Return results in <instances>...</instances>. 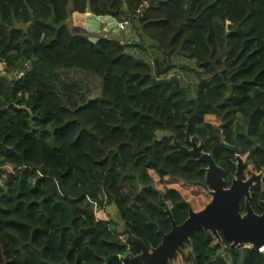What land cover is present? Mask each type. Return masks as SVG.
<instances>
[{
	"label": "trees",
	"instance_id": "obj_1",
	"mask_svg": "<svg viewBox=\"0 0 264 264\" xmlns=\"http://www.w3.org/2000/svg\"><path fill=\"white\" fill-rule=\"evenodd\" d=\"M88 1L0 0V264H144L96 203L158 248L170 216L182 225L212 200L207 164L173 145L188 131L227 188L238 161L224 145L239 147L245 181L264 170V0H92L93 15L135 33L95 44L68 23ZM144 43L152 63L131 51ZM178 58L194 91L168 78ZM62 71L95 76L101 95L69 107ZM252 197L262 215L264 186ZM231 245L202 230L165 264H264Z\"/></svg>",
	"mask_w": 264,
	"mask_h": 264
},
{
	"label": "water",
	"instance_id": "obj_2",
	"mask_svg": "<svg viewBox=\"0 0 264 264\" xmlns=\"http://www.w3.org/2000/svg\"><path fill=\"white\" fill-rule=\"evenodd\" d=\"M91 1H88L86 28L93 34H102L107 38L110 34L122 36L119 23L113 17H97L91 13ZM103 26L106 28L101 29ZM94 44L99 38L90 39ZM174 147L183 154L191 156L207 164L206 184L204 188L210 191L211 202L200 212L190 211L189 218L182 225H177L172 216V231L164 235L162 244L150 250L141 240L135 238L129 231L130 243L143 255L137 256L144 264H165L170 261L174 253L183 245L191 246V239L200 231L213 234L221 240V235L231 242L233 250L241 246H250L256 250L264 249V212L262 215L255 213L251 206L250 190L254 183H258L264 176L253 174L249 180H244L245 163L241 158L238 146L224 145L226 150L237 155V173L230 188L226 187L225 172L216 164L212 155L204 152L203 143L198 145L196 138H191L187 133V146H183L174 138ZM192 148V150L190 148ZM246 202V213L243 214L242 205ZM264 210V202L262 203ZM128 244V245H129Z\"/></svg>",
	"mask_w": 264,
	"mask_h": 264
},
{
	"label": "rangeland",
	"instance_id": "obj_3",
	"mask_svg": "<svg viewBox=\"0 0 264 264\" xmlns=\"http://www.w3.org/2000/svg\"><path fill=\"white\" fill-rule=\"evenodd\" d=\"M68 23L71 29L73 30V32L76 34H84L94 39L101 38L104 36L102 34L91 33L86 28V23H87L86 18L79 17L77 13L72 14ZM128 33H130L131 36H134L135 34L134 31L132 32V29L130 27H127V31L122 32L121 37H117L114 34H110L107 38H111L113 40L118 39L121 42H124L127 41L130 37V36L128 37L127 35ZM134 38L136 39V37ZM143 45L144 47L147 48V50L144 53L139 52V50L137 49H132L131 51L135 53L136 57L144 58L145 60L152 63L154 61L155 52L153 49H150L149 46L150 43H144ZM173 64H174L173 68L175 69L172 70V72L168 75V78H171L172 76H177L185 87L194 91L195 84L197 81L195 79L194 70H192L194 69L193 64L184 58H178L176 61H174ZM183 66H185L186 68L184 69ZM0 73L5 75L4 67L1 64H0ZM20 76L21 75L16 74L15 77H20ZM60 88L65 101L67 102L68 106L71 108L79 106L88 99L97 98L101 95L100 81L93 75L78 71H62ZM165 135L166 134H159V138ZM198 145H200L199 142ZM190 149L192 150V148ZM263 171L254 174L261 176L263 174ZM263 184H264V176L261 177V180L258 183H254L253 186L251 187L250 190L251 199L253 198L252 190L257 186H262ZM245 203L246 202L244 201V205ZM262 203L263 201L260 202L261 207H262ZM96 214L99 219L111 221L113 223V228L117 233V235L119 236V238L122 239L127 244L130 243L129 240L130 237L129 234L127 233L128 231L126 230L124 223L120 218L118 209L115 205H107L106 199H102L100 202L96 203ZM129 245L130 247H132V249L134 250V252H136L138 256L143 255L142 251H137L133 248V245L131 244Z\"/></svg>",
	"mask_w": 264,
	"mask_h": 264
},
{
	"label": "built area",
	"instance_id": "obj_4",
	"mask_svg": "<svg viewBox=\"0 0 264 264\" xmlns=\"http://www.w3.org/2000/svg\"><path fill=\"white\" fill-rule=\"evenodd\" d=\"M119 29L121 30V32H123L124 29H125L124 24H119ZM21 75H22V74H21ZM20 77H21V76H20ZM259 252L262 253V254H264V249H260Z\"/></svg>",
	"mask_w": 264,
	"mask_h": 264
},
{
	"label": "crops",
	"instance_id": "obj_5",
	"mask_svg": "<svg viewBox=\"0 0 264 264\" xmlns=\"http://www.w3.org/2000/svg\"><path fill=\"white\" fill-rule=\"evenodd\" d=\"M78 16L79 17H85L86 18V21H87V17H86L87 15H80V14H78ZM103 28H106V26H103L101 29H103Z\"/></svg>",
	"mask_w": 264,
	"mask_h": 264
},
{
	"label": "flooded vegetation",
	"instance_id": "obj_6",
	"mask_svg": "<svg viewBox=\"0 0 264 264\" xmlns=\"http://www.w3.org/2000/svg\"><path fill=\"white\" fill-rule=\"evenodd\" d=\"M230 147H231V146H230ZM206 154H207V153H206ZM209 155H210V154H209ZM237 164H238V163H237ZM222 170H223V169H222ZM253 174H254V173H253ZM253 174H252V175H253ZM252 175H251V176H252ZM234 179H235V177H234ZM248 180H249V179H248ZM262 186H264V184H263ZM251 201H252V200H251ZM263 202H264V201H263ZM243 204H244V202H243ZM242 206H243V205H242ZM245 207H246V206H245Z\"/></svg>",
	"mask_w": 264,
	"mask_h": 264
}]
</instances>
